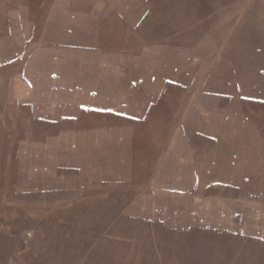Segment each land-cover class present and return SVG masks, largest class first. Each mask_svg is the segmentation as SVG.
Here are the masks:
<instances>
[{"label": "rangeland", "instance_id": "obj_1", "mask_svg": "<svg viewBox=\"0 0 264 264\" xmlns=\"http://www.w3.org/2000/svg\"><path fill=\"white\" fill-rule=\"evenodd\" d=\"M40 11L44 14L42 20L37 19ZM11 21L15 26L8 49L9 40L4 43V38L11 35L6 36L10 32L5 24ZM131 29L141 42L129 48L141 50L148 59L144 72L147 82L159 80L165 92H175L173 98L151 100L158 102L162 112L172 110V114L149 111L158 121L143 118L135 126L110 117L96 95L101 65L113 67V72L121 76L120 71L128 69L117 53L123 50ZM34 32L35 45H56L60 50L57 85L61 91L57 92L56 105L78 111L77 121L69 124L74 132L65 139L48 137L47 142H41L46 131L52 135L60 126L44 130L42 125L21 128V124L13 123L14 111L28 96L31 83L42 86V80L22 75L25 57H33L37 48L27 41ZM236 33L238 39L234 43L232 37ZM177 35L178 41L174 39ZM263 40L264 0H0V63L5 66H0V260L73 264V259L57 256L50 248L40 254L29 252L24 233L31 225L35 227L42 219H49L48 214L72 209L74 201H88L94 208L100 204L103 211L125 205L127 200L142 201L140 207L147 209L157 196L165 207L195 217L199 227L217 229L235 213L237 218L242 216L241 220L246 219L243 213L264 218V67H249L251 52L264 49ZM162 43L167 44L165 49ZM149 44L157 49H149ZM119 58L125 63L123 68L116 66L123 64L122 60L115 61ZM5 60L9 62L5 64ZM81 63L86 67L88 64V71L82 76ZM91 67L93 70H89ZM149 69L156 70L159 77ZM84 82V91L75 96L67 88L73 85L78 93ZM186 84L190 90H186L185 97L180 94L185 104H179L178 93L182 89L178 88ZM34 94L51 97L47 90L36 89ZM121 111L124 110L115 108L117 114ZM176 119L177 124L185 125L167 124ZM15 127L17 131H13ZM27 128L33 135L35 130L41 134L35 136L37 142L29 143L31 133ZM154 131L165 133L163 142L155 138L152 144L146 140L147 134H155ZM13 134L18 135V140L12 149ZM88 135L101 138L102 142L95 140L90 150V143L82 142L89 139ZM119 137L135 140L115 147L120 155L112 160L116 167L112 168V175L107 172L102 178H95L91 151L99 149L104 138ZM150 145L160 150V158L155 173L141 179L136 176L149 161L141 151ZM137 152L139 157L135 156ZM50 156H55L53 161L64 168L56 171L46 164ZM94 180L102 185V190L75 187ZM15 181H25L34 188L21 189ZM194 181H199V185ZM158 206L151 205L150 212L156 214ZM8 215L17 221L10 223ZM255 241H246L250 243L248 247H253ZM21 251L27 252L29 259L21 258Z\"/></svg>", "mask_w": 264, "mask_h": 264}, {"label": "trees", "instance_id": "obj_2", "mask_svg": "<svg viewBox=\"0 0 264 264\" xmlns=\"http://www.w3.org/2000/svg\"><path fill=\"white\" fill-rule=\"evenodd\" d=\"M198 1L201 3L207 2V0ZM42 13V11L39 12L37 19L42 20L44 17ZM5 25L10 32L6 36L11 35L8 39L4 38V43L9 40L6 45L9 49L15 25L13 26L12 21ZM129 32L123 50L117 53L119 57L122 56L124 58L125 63L128 64V69L122 72L120 71V73H122L121 76L119 73L113 72V67L106 68L107 64L105 63L101 65L102 75L98 76L96 80L98 83L97 89L99 90L96 95L100 106L104 110L106 109L110 117L113 116L121 120L122 122L120 123H128L127 121H130L129 123H133V126H135L141 124L140 121L143 118L145 120L147 119L146 121L152 120L157 122L158 120L153 114H150L149 111L160 114L166 113L168 115L170 113L172 114V110L166 111L163 109L164 112H162L160 107L156 105L158 102L151 103V100L173 98L175 92H165V87L163 88L162 82L159 80L154 81V83L147 82V77L144 75V72L147 70L148 61L144 56L146 53L141 50L133 51L129 48L135 43L141 42L135 31L131 29ZM156 32L158 33V31ZM237 35L238 33L233 35V42H237ZM29 38H31V40L28 39L27 41L34 44L37 40V33L34 32L33 37L31 35ZM174 39L178 41V35ZM261 42L263 43L264 40ZM35 44L32 46V48L35 46L37 47L35 52L31 49L35 55L33 57L31 55L29 59L25 57L22 75L27 78L33 76L34 81L42 80L40 81L42 86H35L33 82H30L32 84L29 86L30 92L28 91V96L22 98V101L18 103L19 106L17 105V110L14 111L16 116L13 118V123L17 126L21 124V128L29 125H37L38 127L42 125L44 130H48L51 126H60L57 129L55 128L56 130L52 132V135H48L46 131V133L42 135L41 142L43 143L44 140L47 142L48 137H62V139H65L74 132L69 124L77 121L78 111L72 107L68 108V106L56 105L57 92L61 91L57 85V79L60 73L59 71L57 72L60 50L56 45L41 46ZM141 45L142 44H139L138 46ZM149 46L151 47H149V49H157L156 45L149 44ZM162 46L165 49L167 44L165 45L162 43ZM107 54L109 55L110 53L107 52ZM251 55L252 59L249 62L250 68L264 67V49L256 48V51H252ZM19 56L21 57L22 55ZM222 58L224 57H221V59ZM117 60L119 61L122 59L119 58L115 61ZM4 62L6 64L9 61L5 60ZM50 63L52 66H50ZM122 63V65L116 66L123 68L125 65L123 60ZM0 66L5 67L4 64ZM37 66H39V70L36 72L35 69ZM86 68L88 69V64L87 67L83 63L80 64L81 76L82 73L88 71ZM89 70H93V67ZM148 71L159 77L156 70L149 69ZM131 78H135L133 79L134 81ZM152 79H154L153 76ZM84 80H87V76H85ZM86 85V82H84L81 87L82 89L80 88L78 93L73 90L76 89L73 85L67 88H71L70 92L75 96V94L82 93ZM204 88L203 86V88L201 87L199 90ZM33 89L34 91L40 89L41 92L47 90L50 92L51 97H49L48 94L49 98H42L41 96L39 98L34 94ZM178 89L179 91L182 89V91L178 93L179 100L181 101L179 104H185L184 101L180 99V96L183 94L185 97L186 95L184 94H187L186 90H190V88L186 84ZM214 91V94L217 95V89H214ZM205 93H208L206 89ZM45 99H49L50 101ZM115 108H122L124 111H121V114H117ZM157 118H159L158 115ZM172 118L173 116H171V119ZM171 121H173V123L170 122L167 124L172 127L178 124L185 125L182 122L177 124L178 119ZM163 122L164 121L161 123ZM150 126L151 124H149V127ZM155 126L157 125L154 124L152 127L154 128ZM14 129L13 131H17V127ZM27 130H29V134L31 133L29 143L33 144L37 142V140L35 141V138L38 136L37 134L41 136L38 130H35L34 135L30 128H27ZM157 132H160V134H157ZM154 133L155 134H147L149 137H146V140L152 144L155 143V138L160 140L159 143L164 141L165 133L163 134L162 131H154ZM94 134L95 132L93 131L92 135ZM17 136L18 135L13 134L10 140L12 149L15 147L16 141L18 140ZM44 136H46V138L43 139ZM188 136V138L191 137L190 134H188ZM133 137L135 138L137 136L133 134ZM134 138H104L105 142L100 145L99 149L95 148L94 151H91L92 160H95V164L92 166L93 176L95 178H102V175H106L107 172L112 175L114 173L112 168H116L115 165L112 164V160L117 155H120L117 153L119 150L115 147L118 145L122 147L123 144L121 143L127 140L134 141ZM95 140L100 143L102 142L101 138L94 139L92 136H89L88 140L82 142L83 144L90 143L91 150L93 147L92 142ZM192 140L193 139L190 138L189 141ZM141 152L144 156H146L145 153L147 154L146 157L149 161L148 164H146L148 166L144 165L141 172L136 177L145 179L151 177L152 174L155 173L154 169L160 158V150L150 145L148 149L142 150ZM77 154H82L83 156V152L77 151ZM135 156L139 157L140 152L135 153ZM52 157L54 161H56L57 158H55V156ZM52 157L50 156L49 161L47 160L45 163L49 164V166L53 167L56 171L63 169L64 165L56 164ZM261 174L262 172L260 171L259 175ZM254 177L257 178L258 174L256 173ZM5 182H7V179H5ZM15 183V186L21 187V189L26 186L34 188L25 181H15ZM194 183H196L197 186L199 185V181H194ZM192 185L193 184H191V186ZM101 186H99V182L96 180L85 181L81 185H75L76 188L78 187V189H84L85 191H99L102 190ZM68 189H70L69 186ZM149 195H151L150 192ZM156 198L157 199H151L150 197L151 202L148 203L149 208L151 205L154 207L156 204H159V209L158 211L156 210V214L150 212L151 210L149 208H141L142 206L140 207V204H143L142 201H135L133 203L127 200L125 205L122 203L118 207L115 206L112 210L105 211L101 209L102 206H100V204H96L97 208H94L95 206H91L88 201H74L72 209L71 207H67L69 209L62 210L63 213L48 214L51 215H46L49 219H42L35 227L31 225L28 232L24 233V236L27 235L25 237L28 239V251H37L36 254H40V252H44L45 249L50 248V251L54 252L57 256L73 259V264H264V218L243 213L242 215L245 214L243 217H246L247 220H241L242 216L240 215V217L238 215L239 217L237 218L235 213L229 217L228 221H221L222 224L218 229L213 226L199 227L195 224L197 223L195 217L185 211L182 214L177 213L171 206L165 207L166 204H164L161 199L160 201L157 196ZM76 204L78 205L74 206ZM65 211L69 213L67 214ZM8 218L9 222L12 224L17 221L14 219L15 217L11 215H8ZM245 221H248V224H245ZM16 224L17 223H15V225ZM243 239H245V241ZM261 239H263V241ZM253 240H256L255 242L257 243H254L253 247L249 248L248 246L250 243L246 241ZM11 249L13 250V248L9 250L11 251ZM77 249L80 250L78 251ZM22 257H27L29 259V254L23 252L21 258ZM88 258L91 259L87 260ZM0 264L28 263L23 261L11 262L9 260L5 262L0 260Z\"/></svg>", "mask_w": 264, "mask_h": 264}]
</instances>
